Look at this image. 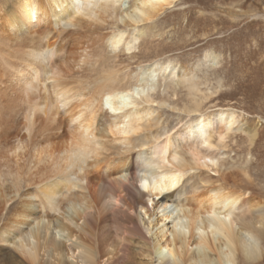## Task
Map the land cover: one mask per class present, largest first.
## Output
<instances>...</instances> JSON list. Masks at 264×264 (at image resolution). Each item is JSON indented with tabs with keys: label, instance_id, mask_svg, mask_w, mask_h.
<instances>
[{
	"label": "bare ground",
	"instance_id": "obj_1",
	"mask_svg": "<svg viewBox=\"0 0 264 264\" xmlns=\"http://www.w3.org/2000/svg\"><path fill=\"white\" fill-rule=\"evenodd\" d=\"M176 1L0 3L2 37H37L13 70L15 90L26 105L22 128L0 143V165L15 170L10 183L0 174V243L20 256L19 264H102L126 235L140 241L141 252L157 264H255L264 258V205L248 200L234 178L221 172L219 157L208 153L215 147L213 137L222 140L236 129L252 141L256 120L243 121L231 108L201 113L210 93L199 91L194 78L178 70L189 96L181 112L190 118L169 132L159 111L144 105L153 101L144 95L155 84L157 70L174 71L170 62L144 63L134 80L116 71L101 75L98 85L86 91L66 79L74 66L85 64L87 54L84 35L65 26L90 27L107 18L132 32L123 37L115 26L98 33L103 46L130 49L144 33L141 24ZM50 24L59 26L65 40L57 42L59 32L50 35ZM155 102L168 105L163 99ZM42 119L54 131L36 135L33 126ZM39 129L44 131L43 124ZM114 142L118 147L110 150ZM19 168L25 175L48 173L27 181L30 176L16 178ZM206 169L218 175L212 178L202 172ZM189 171L195 172L193 181L188 179L192 188L184 192L178 186ZM240 171L248 180L247 170ZM136 209L146 216L145 234Z\"/></svg>",
	"mask_w": 264,
	"mask_h": 264
},
{
	"label": "rangeland",
	"instance_id": "obj_2",
	"mask_svg": "<svg viewBox=\"0 0 264 264\" xmlns=\"http://www.w3.org/2000/svg\"><path fill=\"white\" fill-rule=\"evenodd\" d=\"M7 1L0 0V3ZM105 21L101 24L95 22V26L90 27H81L79 24L65 26L66 31L72 32L76 28L84 35L87 54L85 64L82 67L74 66L67 73L66 79L86 91L98 85L102 76L113 71L118 74L127 73L124 80H134L142 64L170 62L174 71L157 70L155 84L144 95L146 99L153 100V103L144 105L151 106L157 113L159 111L162 126L167 124L169 132H173L190 118L181 112L183 105L188 103L189 96L183 82L179 81L178 70L185 71L194 78L199 91L210 93L200 106L201 113L207 115L215 110L231 108L244 118L243 121L256 120V134L252 141L242 130L236 129L227 133L222 140L218 141L213 137L215 147L209 149L208 153L219 157L224 164L221 172L230 179L234 178L238 186L248 194V200L259 201L264 205V0H178L149 22L141 24L144 33L134 41L130 49L118 46L112 51L103 46L97 37L98 33L106 34L115 26L122 30L123 37L130 36L132 32L123 25L114 26L107 18ZM48 26H51L50 35L60 31L59 26ZM60 34L61 32L58 33L57 42L65 40ZM70 34L73 35L74 32ZM36 42L37 37L30 33L14 38L0 35V143L4 138H10L15 128H22L20 120L26 105H23L25 103L16 91L13 70L26 57V50ZM160 99L168 105L159 107L155 101ZM172 106L177 110H173ZM40 123L45 127L44 131L39 129ZM150 129L154 130L155 126ZM52 131L54 130L46 119L33 126L36 135ZM108 145L110 150L118 147L117 142ZM134 156L130 161H134ZM0 166V174L5 183L15 179L14 169ZM242 169L247 170L248 180L241 177L239 172ZM33 172L25 175L24 170L19 168L16 178L24 175L30 176L26 178L27 181L35 177L45 179L48 173ZM202 172H208L212 178L218 175L211 169ZM194 173L189 171L184 174L183 181L178 186L184 192L191 191ZM138 198L142 199L140 196ZM12 204L13 202L8 206ZM1 214L4 216L0 213V223L3 219ZM135 214L139 227L145 234L146 216L138 212V209ZM250 214L252 215L250 212L245 213L247 218H251ZM110 234L113 235V228L110 229ZM131 237L126 235L115 246L112 254L103 256L102 264H157L141 252L142 243L135 237L131 240ZM262 242L264 244V232ZM111 255L113 257L106 260ZM19 263H22L20 256L7 244L0 243V264ZM255 264H264V258Z\"/></svg>",
	"mask_w": 264,
	"mask_h": 264
}]
</instances>
